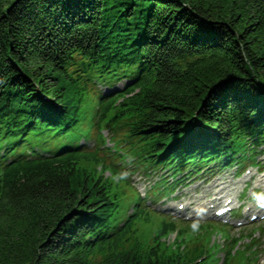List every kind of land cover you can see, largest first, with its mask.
<instances>
[{"label": "trees", "instance_id": "obj_1", "mask_svg": "<svg viewBox=\"0 0 264 264\" xmlns=\"http://www.w3.org/2000/svg\"><path fill=\"white\" fill-rule=\"evenodd\" d=\"M261 154L264 0H0V264H254L125 189Z\"/></svg>", "mask_w": 264, "mask_h": 264}, {"label": "rangeland", "instance_id": "obj_2", "mask_svg": "<svg viewBox=\"0 0 264 264\" xmlns=\"http://www.w3.org/2000/svg\"><path fill=\"white\" fill-rule=\"evenodd\" d=\"M122 86L123 83L119 84L116 88L119 89L122 88ZM108 92L110 91L104 90L105 94ZM102 134L107 140V147L110 148L113 143L110 144L108 141L110 137L109 132H103ZM88 143L89 144H87V146L89 148L94 146L93 141H89ZM259 160L261 161L260 163L264 162V156H261ZM224 170L225 169L222 171L213 170L212 173L199 175L194 177L193 180H185L179 184L180 187L176 189V191H174L172 196L169 198L168 191L165 188L166 185L164 180L158 182V187L156 190L152 191L153 194L147 192L156 180H160V177H158L162 174L160 171L155 175H150L147 177L141 176L139 174L133 175L131 178L132 188L125 189V192L127 194L132 193L135 200L139 197V195L140 197H143L144 195L146 202L148 201L147 198L153 202H147V206H149V208L151 206H155L158 212L160 209H162L159 213H157L156 210L153 209L154 207L150 208L153 214L156 215L154 216V219L159 222L162 219L167 220L168 218H171L172 220L185 223L193 221L187 220L186 217L190 216L195 217L196 219L194 220H197V222H202V224L205 222L214 224L213 222H215L219 226L222 224L223 219L215 218L214 212L216 209L224 207V205L227 203L226 201H231L229 206L233 211L243 206V210L240 214L242 221L239 223L242 224L241 226L245 225V228L247 227L248 229H253L255 227H260L262 229L264 226V219H261L259 212H256L261 208H259L252 201V193H254V191H260L261 193H264V167L261 172H258L256 169H249L246 173L239 177L237 175L235 176L236 168H231L229 171ZM167 176H170V174ZM246 184H248V189L246 190L245 199H241L240 194ZM181 206H183V208L179 209ZM177 211L180 214H177ZM254 216L258 217L256 220L251 221V218ZM235 226L238 228L237 225ZM233 230L234 233H237L239 229ZM232 232L233 231H230V233ZM254 236L259 237L258 242L260 246H262V248L259 250L257 249L256 251H261L264 253V235H259L256 233ZM176 239L177 232H174L170 234L165 241L167 243H173ZM212 243L222 246L224 241L222 237L214 236V238L211 240V244ZM240 243V247L236 246V249L241 252L244 250L242 247L244 244H242V242ZM244 243L248 244V240H245ZM218 257L222 259L223 254H218ZM249 258L253 260L252 257ZM254 264H264V255H262L260 259L258 258V261H255Z\"/></svg>", "mask_w": 264, "mask_h": 264}, {"label": "clouds", "instance_id": "obj_3", "mask_svg": "<svg viewBox=\"0 0 264 264\" xmlns=\"http://www.w3.org/2000/svg\"><path fill=\"white\" fill-rule=\"evenodd\" d=\"M128 172L115 173L111 176L113 183H120L128 178ZM252 201L261 209H264V193H252Z\"/></svg>", "mask_w": 264, "mask_h": 264}, {"label": "bare ground", "instance_id": "obj_4", "mask_svg": "<svg viewBox=\"0 0 264 264\" xmlns=\"http://www.w3.org/2000/svg\"><path fill=\"white\" fill-rule=\"evenodd\" d=\"M216 210L218 211V209H216ZM216 210H215V211H216Z\"/></svg>", "mask_w": 264, "mask_h": 264}]
</instances>
